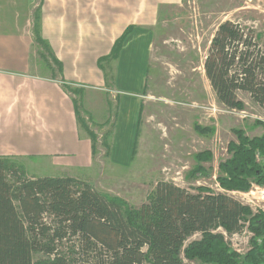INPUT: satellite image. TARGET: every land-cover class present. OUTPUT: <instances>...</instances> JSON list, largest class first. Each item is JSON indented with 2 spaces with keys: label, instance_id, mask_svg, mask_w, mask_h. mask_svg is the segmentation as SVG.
I'll use <instances>...</instances> for the list:
<instances>
[{
  "label": "rangeland",
  "instance_id": "1",
  "mask_svg": "<svg viewBox=\"0 0 264 264\" xmlns=\"http://www.w3.org/2000/svg\"><path fill=\"white\" fill-rule=\"evenodd\" d=\"M33 39L39 29L41 9L50 11L53 32L58 40H69L76 54L93 57L107 49L97 66L105 71L106 89L116 84L114 69L124 43L138 24H144L152 34L145 76L143 103L137 117L134 140L119 144L115 136L116 105L122 96L111 100L103 92L89 89L75 91L79 129L97 137L92 161L84 170L52 168L47 160L17 158L29 176H60L87 181L96 191L108 198L137 208L149 202L158 181H169L190 190L205 187L219 192L216 177L218 166L230 157L228 144L236 142V131L252 138L264 132V111L246 92H237L242 109H226L215 100L204 75L203 62L217 26L226 20L250 28L258 44L264 45V0H33ZM110 26V27H109ZM39 34V30H38ZM108 34L110 36H108ZM40 36V34H39ZM43 38L42 36H40ZM97 38V39H96ZM121 41L115 57V45ZM42 49L40 50L38 49ZM44 47L35 45L32 55H43ZM118 51V50H117ZM36 59V58H35ZM40 61L42 74L57 76L58 65L47 67ZM120 68L119 75H121ZM122 81V80H121ZM129 79H125V83ZM136 81V79L134 80ZM110 82V83H108ZM72 90V89H71ZM124 93V92H123ZM108 95V94H107ZM88 101L83 102V97ZM81 97V98H80ZM116 98V99H115ZM125 95V102L128 101ZM135 98V96H134ZM133 100V99H131ZM92 104V105H91ZM108 108L98 116L102 124H94L92 106ZM107 117V118H105ZM105 118V119H104ZM262 122V123H259ZM134 135V137H132ZM91 141V140H90ZM203 153L209 154L205 160ZM197 156H202L198 159ZM257 156V157H256ZM264 157L255 154L262 164ZM68 173V174H67ZM227 192L246 204L242 193ZM263 186V185H262ZM261 187V186H260ZM237 192L241 194H237ZM246 205L253 215L264 214V204ZM241 232L227 234L223 228L216 233L223 236L228 247L243 257L250 250L254 234L248 228V219L242 221ZM196 233L187 242L199 240ZM262 238H258L260 242ZM185 264H203L197 259H184ZM83 264V263H82Z\"/></svg>",
  "mask_w": 264,
  "mask_h": 264
},
{
  "label": "trees",
  "instance_id": "2",
  "mask_svg": "<svg viewBox=\"0 0 264 264\" xmlns=\"http://www.w3.org/2000/svg\"><path fill=\"white\" fill-rule=\"evenodd\" d=\"M34 33L50 54L37 27ZM203 71L218 104L241 110V91L264 111V45L252 29L221 22ZM235 133L236 142L228 144L230 157L218 166L216 182L223 192L158 181L149 202L137 208L65 174L29 176L15 158L0 156V264H185V258L203 264H264V214L253 215L227 194L245 192L252 183L264 185V168L255 160L256 153L264 157V132L252 138ZM88 137L94 153L96 134L88 131ZM202 156L209 159L208 153ZM247 219L254 237L240 257L215 230L239 233ZM196 233L200 239L187 242Z\"/></svg>",
  "mask_w": 264,
  "mask_h": 264
},
{
  "label": "crops",
  "instance_id": "3",
  "mask_svg": "<svg viewBox=\"0 0 264 264\" xmlns=\"http://www.w3.org/2000/svg\"><path fill=\"white\" fill-rule=\"evenodd\" d=\"M33 9V0H0V156L43 159L52 168L64 171L84 170L92 161L91 141L86 133H80L76 98L71 92L85 94L94 89L110 100L112 94L124 95L116 105L113 142L121 145L134 140L128 135L134 132L143 103L152 34L149 29L140 28L146 27L144 24L134 27L116 59V84L108 90L106 73L97 66L98 56L107 49L97 50L93 57L76 54L69 40L56 38L54 25L50 24L54 17L50 19V11L44 8L38 30L51 53L44 50L43 55H32L34 46H38L32 34ZM40 61H50V69L54 61L60 63L57 76L42 74ZM125 79L129 81L125 83ZM99 106H92L94 124H102L98 118L102 109L108 111Z\"/></svg>",
  "mask_w": 264,
  "mask_h": 264
},
{
  "label": "built area",
  "instance_id": "4",
  "mask_svg": "<svg viewBox=\"0 0 264 264\" xmlns=\"http://www.w3.org/2000/svg\"><path fill=\"white\" fill-rule=\"evenodd\" d=\"M257 157V156H256ZM264 163V159L262 160ZM237 194H241L237 192ZM244 195L243 197L247 198L246 204L243 205H254L255 202L259 201L264 204V185L263 186H256L253 190H251L249 193H242ZM242 204V203H241ZM235 234V233H234ZM232 234V235H234Z\"/></svg>",
  "mask_w": 264,
  "mask_h": 264
}]
</instances>
